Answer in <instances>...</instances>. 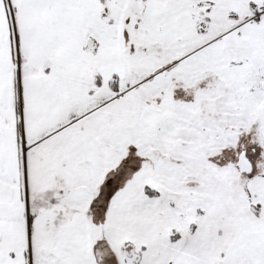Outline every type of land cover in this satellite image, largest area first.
Masks as SVG:
<instances>
[{"label":"snow or ice","instance_id":"6c2138e0","mask_svg":"<svg viewBox=\"0 0 264 264\" xmlns=\"http://www.w3.org/2000/svg\"><path fill=\"white\" fill-rule=\"evenodd\" d=\"M0 264H264V0H0Z\"/></svg>","mask_w":264,"mask_h":264}]
</instances>
